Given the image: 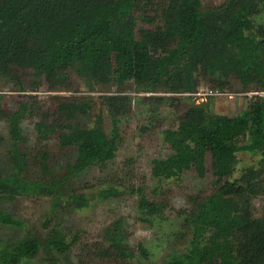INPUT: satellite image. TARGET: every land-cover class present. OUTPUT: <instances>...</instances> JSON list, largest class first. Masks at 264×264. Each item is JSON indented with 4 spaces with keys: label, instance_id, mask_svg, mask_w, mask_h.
<instances>
[{
    "label": "trees",
    "instance_id": "1",
    "mask_svg": "<svg viewBox=\"0 0 264 264\" xmlns=\"http://www.w3.org/2000/svg\"><path fill=\"white\" fill-rule=\"evenodd\" d=\"M258 4L264 0H225L210 9L202 8L199 0H0V79L12 80L15 69H24L35 83L42 80L49 92H57L66 89L73 73L96 85L119 89L129 83L137 93L181 95L196 92L195 77L201 73L209 76L215 92L222 93L233 79L240 93H256L233 116L202 118L191 104L175 129L162 132L171 154L152 163L150 177L177 179L192 171L202 178L207 159L213 186L205 196H188L186 207L174 212L187 227L188 239L185 250L169 254L163 264H264V208L257 218L250 210V200L264 195V52L262 40L250 33L252 9ZM225 60L230 66L223 64ZM1 99L11 165L6 172L0 169V200L37 193L48 197L52 208L61 199L73 209L86 206V198L71 193L69 183L90 166L113 158L118 138L114 116L125 112L129 98L99 97L98 114L102 110L110 118L107 133L98 115L92 116L88 128L71 125L78 115L90 116L94 105L88 100L58 102L53 122L43 114L34 127L36 139L41 142L56 134L59 147L72 149L74 156L55 174L48 167V151L36 149L32 161L40 177L34 179L26 176L30 161L19 147L20 122L31 110L30 99L19 101L10 112L1 109ZM161 100L171 105L177 98H139L149 103ZM237 153L258 155V167L246 168L239 178L228 181ZM118 195L107 188L97 197ZM137 208L155 216L167 205L141 193ZM0 224L21 226L2 209ZM103 234L108 258L126 264H140L133 261L135 255L148 260L143 245L131 249L125 243L121 219ZM72 242L66 243L54 230L42 239L26 238L11 245L0 241V264L32 259L40 250L62 255Z\"/></svg>",
    "mask_w": 264,
    "mask_h": 264
},
{
    "label": "rangeland",
    "instance_id": "2",
    "mask_svg": "<svg viewBox=\"0 0 264 264\" xmlns=\"http://www.w3.org/2000/svg\"><path fill=\"white\" fill-rule=\"evenodd\" d=\"M224 1L199 0L204 9L218 7ZM251 21L253 28L250 33L262 40L261 49L264 52V4L253 7ZM223 64L230 66L231 62L225 60ZM13 75L12 80L0 79L1 109L5 112L13 111L19 101L27 97L30 99L27 102L30 103L31 110L20 122L23 142L19 145L21 151L29 157L30 162L25 172L30 179L40 177L39 170L32 161L36 149L48 151V167L55 174L62 171L67 160L73 159L74 151L61 149L56 134L41 142L36 139L35 124L43 114L48 123L56 121L55 108L58 102L88 100L94 105L90 116L78 115L71 120V125L88 128L92 126V116L96 118L98 115L102 129L107 133L110 130V118L105 117L102 110L98 114L96 107L99 97L120 95L130 100L125 112L114 116L118 125V138L113 158L104 164L90 166L69 183L71 193L86 198V206L73 209L72 205L69 206L61 199L52 208L50 199L37 193L16 195L12 200H0V209L21 223L19 227L0 224V241L3 243L11 245L33 237L42 239L52 230L57 231L66 243L73 241L62 255L40 250L34 258L17 264H126L106 256L107 245L103 233L117 219L122 221L128 247L135 249L137 244H141L149 254L146 261L135 255L134 262L163 264L169 254H181L185 250L188 233L187 227L182 226V221L175 217L174 212L186 207L188 196H205L211 193L212 179L207 159L206 174L202 178L196 177L192 171L184 172L177 179L150 177L152 163L171 154L162 142V132L175 129L180 115L191 104L198 107L202 118L233 116L243 110L247 100L256 93H240L233 79L229 80V87L222 93L215 92L209 87V76L201 73L195 77L196 92L181 95L137 93L129 83L119 89L112 85H96L77 78L73 73H69L65 90L49 92L43 81L35 83L27 70L15 69ZM141 97H172L177 100L171 105L163 104L165 101L161 100L155 106L157 103L152 101H139ZM7 129L5 120L0 119V169L3 172L11 165V142L8 140ZM236 160L237 165L228 181L239 178L246 168L257 169L259 156L237 153ZM107 188L116 189L119 195L98 198V192ZM136 189L139 190L138 193L132 192ZM141 193L150 201L164 202L167 208L155 216L141 214L137 208ZM1 196L0 194V198ZM263 208L264 195L250 200V210L255 218L261 215Z\"/></svg>",
    "mask_w": 264,
    "mask_h": 264
}]
</instances>
